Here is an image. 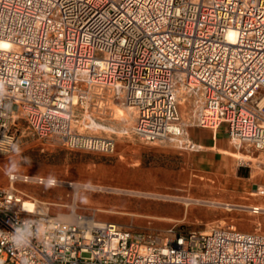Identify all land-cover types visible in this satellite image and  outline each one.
<instances>
[{"label":"built area","instance_id":"built-area-1","mask_svg":"<svg viewBox=\"0 0 264 264\" xmlns=\"http://www.w3.org/2000/svg\"><path fill=\"white\" fill-rule=\"evenodd\" d=\"M0 42L10 46L0 47V155L18 133L113 152L112 138L75 133L70 122L75 107L95 106L92 89L116 85L112 98L135 109L140 139L186 136L178 74L201 97L196 125L264 151V0H0ZM20 203L14 188L0 191V264H264L258 231L172 227L157 239ZM16 229L28 234L22 247L10 243Z\"/></svg>","mask_w":264,"mask_h":264},{"label":"rangeland","instance_id":"rangeland-1","mask_svg":"<svg viewBox=\"0 0 264 264\" xmlns=\"http://www.w3.org/2000/svg\"><path fill=\"white\" fill-rule=\"evenodd\" d=\"M116 90L92 89L98 98L95 106L75 107L71 122L73 132L112 138L113 152L76 150L57 136L36 139L18 133L15 149L0 155V191L14 188L21 200L34 201L31 214L58 219L60 214L73 213L157 239L167 236L172 227L186 233L234 226L264 234V212L249 208L264 207V151L236 146L223 128L219 136L225 134L229 153L199 148L191 131L201 127L194 123L192 98L186 97L182 86L177 88L178 107L186 137L144 141L132 129V111L112 98ZM12 163L19 167L13 174L53 178L58 184L12 182L6 174Z\"/></svg>","mask_w":264,"mask_h":264},{"label":"bare ground","instance_id":"bare-ground-1","mask_svg":"<svg viewBox=\"0 0 264 264\" xmlns=\"http://www.w3.org/2000/svg\"><path fill=\"white\" fill-rule=\"evenodd\" d=\"M228 39H233L234 37V31H229L228 32V35H227ZM0 47H3V48H10V46H7L5 42H0ZM116 89H118V85H116ZM175 93L177 94V99L180 98L179 97V94L177 92V88L178 86H182L184 89L187 90V95L186 97H189L191 100H192V104L191 106L189 107L190 110H191V113L192 115L195 117L197 112L200 110L201 108V97L199 95L198 92H195L193 91L192 88H188L184 83L181 82V76L178 74L177 76V79L175 81ZM115 88V86H114ZM194 94V95H193ZM121 105H123L124 107L130 109L133 113V116H134V124H133V127L132 129L134 130V127H135V120H136V114H135V109L127 104H124V103H121ZM72 118H73V114H72ZM72 118H71V122H72ZM71 122H70V127H71ZM77 133V132H75ZM78 134H81V133H78ZM83 135H87V134H83ZM184 138L186 136H184L183 134H180V135H176V136H172L171 139H178V138ZM185 140V139H184ZM242 145V143H239V142H236V146L240 147ZM15 176V179L12 178V176H10V180L13 182L14 180H17V179H22L24 181H27L28 179L30 180H33V181H38L39 183H42V182H47L48 180H45L41 177H30V176H26V175H16V174H13ZM58 184V180H56ZM75 188H78L80 185L79 184H72ZM35 207H36V204L34 201H31V200H21V203H20V208L21 210L23 211H27V212H33L35 210ZM227 207V206H226ZM251 212H254V213H259V212H264V207L263 206H260V205H255V206H251L249 207ZM43 214H46V213H43ZM49 216V215H48ZM59 219V220H58ZM56 218V220L60 221V222H64V223H80V222H86L87 224L89 225H94V224H97L98 221H95L94 219L90 218L87 216V218H80L78 217L77 215H74L73 213H70V214H60L59 215V218Z\"/></svg>","mask_w":264,"mask_h":264},{"label":"crops","instance_id":"crops-1","mask_svg":"<svg viewBox=\"0 0 264 264\" xmlns=\"http://www.w3.org/2000/svg\"><path fill=\"white\" fill-rule=\"evenodd\" d=\"M221 128L223 127H220L216 130H212V133H209L205 129H202V127L194 128L191 131V133L193 134L192 141L195 142L199 148L204 147L213 150L215 149L216 152H222L224 154H227L229 153L227 150H229L230 147L228 143L225 141L226 139L225 130H224L225 134L223 136L222 135L219 136ZM230 153L234 154L233 152ZM237 158L239 157L237 156Z\"/></svg>","mask_w":264,"mask_h":264},{"label":"clouds","instance_id":"clouds-1","mask_svg":"<svg viewBox=\"0 0 264 264\" xmlns=\"http://www.w3.org/2000/svg\"><path fill=\"white\" fill-rule=\"evenodd\" d=\"M16 151H19V148L17 146ZM26 161L28 160L27 157L24 158ZM19 169L17 163H12L9 168L6 169V174L12 176L13 179H15V176L13 175L14 172H17ZM57 183V181L53 178H49L46 184V187L54 186ZM91 182L86 183V187H90ZM29 242L28 234L24 231H21L20 229H16L15 233L12 235V239L10 243L13 247H22L26 245Z\"/></svg>","mask_w":264,"mask_h":264}]
</instances>
